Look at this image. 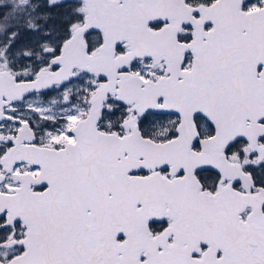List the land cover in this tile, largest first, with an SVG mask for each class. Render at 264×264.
Listing matches in <instances>:
<instances>
[{
  "label": "snow or ice",
  "instance_id": "obj_1",
  "mask_svg": "<svg viewBox=\"0 0 264 264\" xmlns=\"http://www.w3.org/2000/svg\"><path fill=\"white\" fill-rule=\"evenodd\" d=\"M0 264H264V0H0Z\"/></svg>",
  "mask_w": 264,
  "mask_h": 264
}]
</instances>
